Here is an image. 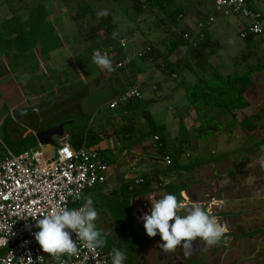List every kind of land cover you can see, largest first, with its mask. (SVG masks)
I'll list each match as a JSON object with an SVG mask.
<instances>
[{
	"label": "rangeland",
	"instance_id": "374dc122",
	"mask_svg": "<svg viewBox=\"0 0 264 264\" xmlns=\"http://www.w3.org/2000/svg\"><path fill=\"white\" fill-rule=\"evenodd\" d=\"M78 1L80 0H0V25L6 20H12V18L15 17L16 14L25 15L27 13L26 11L23 13L21 12L24 11L23 8L26 6H34L42 3L49 10L50 13H54L53 11L56 12V3H58L59 7H63L65 4H70V6H72ZM85 1L89 2L95 12L102 9H107L110 13L108 16H111L113 18V23L118 34H125L127 36L126 40L128 43L127 46L123 48L122 55H128L129 57L134 58V61H136L137 63V66L135 68V74L137 75V77L142 76L145 78L146 76L149 77V74L154 75V82H149L150 78H148L146 84L140 85L139 87L142 97L144 99L157 100L150 105V111L154 117L155 122L158 125L166 126V137L170 145V150L177 151L178 149V146L176 144V138L179 136V126L181 120L186 119V121L189 123V126H192V135H190L192 141L196 136L193 134H197L196 127L199 125V123L196 118L194 121H189L190 113L188 111V107L190 106V104L188 102L185 89L182 88L181 83L182 81H184L186 84L192 85L196 83L198 76L207 77L209 75L208 72L199 71V73L197 74L189 69H184L182 71L181 77H179L178 79H172L160 69H154L153 67L154 70H151L154 64L147 62L144 59L142 60L138 58L137 52H130V47H133L139 40L142 39H146V41L161 45L159 40L161 38L162 32L153 26V23L148 20L146 14L139 15L137 11L130 5L129 0H84V2ZM77 14L78 13H76L75 11H63L60 16L56 17L57 21H66L69 26L68 29L64 27L63 31L65 33V36L62 37L64 39L61 38L60 42L62 40H65L67 43H71V46L74 44H78L79 47L82 45L85 46L84 48H86L87 45L91 44L89 40L91 39L92 34L89 32V29L86 30L88 26H84V21L82 22L81 19L76 18ZM90 25L91 28H97L98 35L104 34V30L98 25V21H94ZM2 30L3 28L0 26V32ZM129 30H135V34L133 35L131 32H129ZM48 41V39L45 40L43 38V42H41V45H43L42 47H44L45 50L47 48L46 45L48 44ZM216 41L217 44L219 43L221 44V46H219V51H215V53L212 55L211 65H213L215 71H221V69L223 68V64L225 65V68H231L234 65V57L235 55L240 53L244 46V42L242 41L240 36L237 35L236 32L233 30L229 31L227 36L223 38L219 37L218 39H216ZM85 43L87 44L84 45ZM146 45L148 44H145V46ZM4 49L5 45L1 44L0 59L1 53L2 51H4ZM85 59L87 61H90V63L86 62V65H89L90 67H87L81 73V76L83 78L79 74V69L82 70V68L80 66H77V72L76 74H74L77 76L73 77L74 81L70 80L71 78L68 77V84L62 85L61 89L59 88V86L53 87L51 85H43V83H40L37 87L35 86L36 92L33 93V91H31L30 89L31 85H28V90H24L22 92L26 94L27 98H29L28 106L36 105L40 102L50 100L51 98L58 96L63 92L71 91V89H73L74 91L76 90V92L74 94L66 96L61 101L55 102L49 108H44L40 111L26 114L20 120L15 119L12 115V112L15 109H18L17 107L13 106L12 95H15V97H17V95H20L19 93L21 92L18 90L19 86L13 83L5 85L2 81H4L3 79L8 76V74H5V70H3V68L0 69L2 70L0 71L1 136L3 138L5 137L4 132L7 128L8 138L12 141H18L24 138L25 133H32L35 136L37 132L57 126L61 122L73 121L74 126H80L83 123H86L88 121V117H90L91 115H100L103 117L104 114L113 115L114 113H116L117 111L114 112L109 109V104L113 99H115L114 92L116 90L119 91L120 94H124L128 89L125 83L126 81L129 82L128 79L130 78L128 76L129 73H127L128 68H126L124 71H119L117 68L113 67L115 70L112 72H108L107 70L101 69L98 65L93 63L89 57H83L82 60ZM63 60L61 61V64L65 65L63 67L67 66V69L71 65H74L73 62L68 61L65 58ZM76 60V63L79 64V58H76ZM62 71V68L55 70V72L60 74H63ZM74 72L75 71H73V73ZM38 78H34L32 82L35 83V81H39L40 79ZM56 83L58 85V81ZM157 83H160L162 88H160L158 91H154V88ZM75 86H78L79 88L76 89L74 88ZM195 116L196 115H193V117ZM6 118H10L9 122L7 125H3ZM96 121L97 119L94 121V124L93 121L90 123L94 126L97 123ZM135 121L137 123V128H139L142 134V137L141 135L139 136L138 141L140 143L152 141V138L146 136L147 127L143 116L141 114L136 115ZM229 121L230 120L228 119V117L222 118L221 123H223L224 126L220 127V131H214L213 134L210 135L214 136V138L216 139V146H209L210 143L207 142V146L210 149L209 151H215L213 156L212 154H208L203 157V155L200 154V152L202 151V139H198L199 143L196 145L197 147L193 146L192 142H189L188 144H183V150L180 154V158L178 161V171L183 175L182 177L184 179L188 177L192 178L193 181L195 180V184L198 185L199 183H202V181L196 180L197 172L193 171L199 166V164L197 163H205V161H203L204 158H211V161H217L222 163H225V159H232L238 161L240 160L242 153L246 152L245 148L247 146L252 147L254 143H256L254 140L252 142L250 140L251 144L249 143V145H245L246 140L234 138L233 131H235L236 129L235 127L232 128V126L228 124ZM211 127L217 129L216 126ZM224 137L233 138L230 141H227L226 139H223ZM58 139L59 138H56L57 144ZM110 140L114 146L120 145L121 141L123 142V140L119 142L116 137H111ZM241 146H244L243 150ZM38 147L43 149L48 154L54 153L56 148L52 145H39ZM257 151H260V153L264 156V150L261 151L260 147L252 148L250 150V153L253 154L254 157L256 156V158L251 159L253 163L258 161L259 159V154H257ZM255 167L256 166H254L253 168ZM161 169L162 170L160 171L164 170L163 168ZM223 169L225 170L227 168L225 167ZM257 169L259 171L258 173L262 175V181L264 182V166H261ZM121 171L123 172V169H121ZM128 171L129 172L127 173L129 174L136 173L135 171H132V169H129ZM149 172V169L139 164V173ZM255 172L256 170L251 171V173ZM129 174H127V176H129ZM252 180L251 178H249V181ZM249 181L247 180V182L245 183V185H247V188L245 189H248ZM189 182L190 181L188 180V183ZM260 193V196H255V194L252 193V191L250 190H248V192H244L246 197L240 202L237 201V203L239 204L237 205V207L239 208L241 207L240 204H243L244 206L242 207V210L246 211L248 209L251 211L252 214L247 215V217L242 220H232V222L235 221L234 223H232L234 225L231 229L234 236H237L239 234V237L240 235L242 236L245 232L252 231L254 234H256L254 237L247 239L243 238L239 242V240H237V237H234L233 240V238L230 236H224L221 242L215 246H200L197 240H195L193 241V251L191 255H187V259L200 261L201 264H213L211 260H219L221 262V257L223 256V253H228L227 263L229 264H233L234 260L237 261V259L238 261L235 262L236 264H264V200H261V198H264V192ZM145 200V208H151V202H155L149 197H147ZM242 201H245V203H242ZM233 204L236 205V202H234ZM239 210L241 209L239 208ZM139 221L142 223L141 220L136 219L137 224L140 223ZM97 222L103 224L104 233H106L108 236H116V233H113V231L111 230L110 223H107V221L101 216V214L98 216ZM262 232L263 234H261ZM129 242L131 241L129 240ZM129 242L125 243L122 249L125 250L127 253V259L124 261V264H149L154 252H157L159 249L158 247H155L156 241L146 243V245L144 246V248L141 249L140 252L144 253V257H147V259H144V261H142L139 255L135 257L134 262L132 261L131 257L132 252L126 250V248H128L130 245ZM162 242V240H159L157 241V244H160ZM196 246H198L200 250L199 253H197L195 250L197 249ZM178 249L179 248H177L174 252L166 253V255H169V259H173L174 256H177V259L181 260V255L184 254V250ZM193 263L195 262L193 261ZM110 264H112V261Z\"/></svg>",
	"mask_w": 264,
	"mask_h": 264
},
{
	"label": "crops",
	"instance_id": "0c3cea01",
	"mask_svg": "<svg viewBox=\"0 0 264 264\" xmlns=\"http://www.w3.org/2000/svg\"><path fill=\"white\" fill-rule=\"evenodd\" d=\"M247 1L250 3V5L254 9L260 11L263 14V18H264V0H247ZM82 2H84V0H80L72 6H70V4L69 5L65 4L63 7H59L58 3H56L55 4L56 12L53 11L54 13H50L49 10L44 6V4L41 3L38 5H34V6H26L23 8L24 11H22L21 13L25 11L27 13L25 15L24 14L17 15L22 18V21H28L30 9L37 8L38 6H43L46 11V16H45L44 21L41 20V24H44L45 26L47 25L48 27L47 35L45 37H46V40L47 39L49 40L48 44L51 47V49L47 51V54L43 55L39 53L37 57L32 60L28 59V57H25V56L20 57L18 60H14V55H15L14 51L10 52V49H8L7 47L4 49V51H2L1 59H0V69L3 68V70H5V74H8V76H6L3 79L4 81L2 82L5 85L11 84V83L18 85L19 86L18 90L21 92L19 93L20 95H17V97H15V95H12V99H13L12 103L14 107L23 108V107L28 106L29 98H27L25 93H22L24 90H28L27 88L28 85H31L30 89L31 91H33V93L36 92L35 86L37 87L38 84L40 83L41 84L43 83V85L44 84L51 85L53 87L59 86V88L61 89L62 85L68 84L69 82L68 77L71 78L70 80L74 81L73 77L77 76V75H74L77 72V69H78L77 66H80L82 68V70L79 69L80 76H81V73L87 67H90L89 65H86L84 62H83L84 63L83 65L82 61L79 64L76 63L77 62L76 58L81 59L80 55L83 53V50H84L83 48L85 46L81 45L79 47L78 44L77 45L74 44L71 46V43H67L65 40H62L60 42L61 38L65 36V33L63 31L64 27L68 29L69 26L66 21L62 22L61 20L60 22L56 20V17L60 16L63 11H75L76 13H78L77 7ZM177 2L183 7L185 14H186L185 16L181 18V21L179 23L180 28L187 27L190 30H192L196 35L201 32V29L203 28L201 27V25H203L204 28L206 29L207 31L206 32V35H207L206 46H207V52L209 53L208 55L210 56L209 57L210 62H211L212 55L215 53V51L218 52L219 46H221V44L219 43L217 44L216 39H218L219 37L223 38L227 36L229 31H232V30L235 31L236 34L240 36L239 33L242 27V21L235 17H224L221 14L216 13L213 8V4L211 0H177ZM76 18L81 19L83 22V19L79 13L76 15ZM211 18H214V22L211 21ZM84 26L86 27L88 26L89 28L91 27V25H88L85 22H84ZM88 27L86 28V30L89 29ZM176 30L179 31V28H176ZM129 32H131L133 35L135 34V30H129ZM119 35H121V37H123L124 39H127V36L125 34H119ZM105 36H106L105 33L103 35H99L96 40L98 39L103 40ZM163 36L164 34L162 33L161 38L159 40L161 45L154 44L158 50L155 54L156 57L159 55L160 51L163 50L164 48V45L162 44ZM14 37L15 35H7V39H11ZM240 38L244 42V46L242 50L240 51V53L235 55L234 65L231 68H225V65L223 64V68L221 69V71H219L223 75L243 74L244 72L247 71L249 67L258 64L259 62L264 64V43L262 42V40L259 37H254L252 38L250 42H246V40H244L241 36ZM89 41L92 42L93 40L90 39ZM146 42H147L146 39L139 40L133 47H130V52L138 53L139 51H141L142 49L146 47L145 46ZM37 48L38 50H41L42 48L41 43H38ZM110 51L113 53L117 51V49L115 48ZM243 51L247 52V57H246L247 59L244 61L238 59L241 52ZM111 52H109V55ZM185 53H186V48L182 47L177 50V52L170 58V60L175 61ZM120 55H122V52ZM64 58L67 59L68 61L73 62L74 65H71L70 67H68V69H67V66L63 67L65 65H62L61 61ZM161 60L162 59L160 57L158 59L153 58V60L151 58V60L147 62L154 64L151 68V70H154V69H159V67H157L156 65L159 64ZM136 66H137L136 61H133L132 64H130L127 67L128 68L127 73H129L128 76L130 77L128 80L133 82L132 85H129L128 81L125 82L128 89L130 86L139 87L140 85L145 84L146 81H148L147 80L148 78H150L149 82L151 83L154 82L155 80V77L153 74H149V77L146 76L145 78L142 76L137 77V75L135 74ZM61 68L63 70L62 71L63 74L55 72L56 69H61ZM213 69L215 68L213 67ZM160 70L163 71V69H160ZM73 71L75 72L73 73ZM34 78H38L40 80L35 81V83H33L32 80ZM57 81H58V85L56 83ZM252 81H254L253 87L249 89L246 88L247 90L244 91L246 99L250 102V107L239 112L238 114L239 121L245 120L254 115H260L261 117L264 118V70L255 73L253 75ZM75 87L76 89L79 88L78 86H75ZM160 88H162V86L159 83H157L154 88V91H158ZM71 91H74V90L71 89ZM75 92L76 90L74 91V93ZM114 94H115V99H113L111 103L114 100H116L118 96L123 95V94H120L119 91H115ZM109 109L112 110L110 107ZM188 111L190 113L189 121H194L195 118L197 119V114L194 112L191 106L188 107ZM212 113L213 115L217 114L216 111ZM193 115H196V116L193 117ZM90 117L92 118L91 122L93 121V124L96 119H97L96 121L97 123L101 121L102 119V116L100 115H91ZM226 117H228L229 120L231 119L230 116H226ZM184 120L183 121L186 124L187 129L192 134V129H191L192 126H189V123L186 121V119ZM234 127L236 129L235 131H233L234 138L246 140L245 145L247 144L249 145L251 139L246 135L240 123L239 122L236 123V126ZM196 129H197L196 132L198 134V131L200 129V124L196 127ZM30 134L32 133H29V134L25 133V136L30 135ZM197 134L194 133L193 135L197 136ZM140 135L142 137L141 132H140ZM0 137L3 140V137L1 136V134H0ZM232 138L224 137L223 139L230 141ZM110 139L111 138L104 139L100 141L97 145H95V147H97L98 149L105 151V155L108 157V159L110 160L112 164V170L110 172L108 184L105 186H99L95 189L87 191L85 196H90L93 199L94 206L98 212V216L101 214V216L107 221V223L108 222L110 223L111 230L113 231V233H116V236L110 237L106 233H104V230H103L104 226L102 223L97 222L98 218L95 221L97 228L102 230L103 233L109 238H111L113 241H116L117 240V229L115 225V216L111 208L113 204L112 202H114L116 198H118V195L121 197L120 193L123 188V185L126 182H128L130 178H135V177L140 176L141 173H139V164H141L142 166H145V168L149 169L150 171L156 167L159 169L158 172L160 173H163V171H160L162 170L161 168H165L166 166L162 162V159H163L162 154L160 157L161 158L160 162L155 158L156 152L160 150H158L153 140L148 141L146 143H140L138 141L139 139L138 137V138H133L132 140H129V141L123 140L122 142L121 141L122 139H120L119 137H116V139L119 142L120 141L121 142H120V145L114 146ZM198 139L200 138H194L192 140L193 146L197 147L196 145L199 143ZM215 140L216 139L214 138V136H210L208 138L201 140L202 151L200 152V154H202L203 157L208 154L209 155L212 154L213 156L215 151L214 150L209 151L210 149L207 146V142L210 143L209 146H216ZM252 141L253 140H251V142ZM255 142L256 143L253 142L254 145L252 147L247 146L245 148L246 152L242 153V156L240 157V160L238 161L232 160V159H225L224 160L225 163H222V162H217V161H211L212 160L211 158H204L203 161H205V163H197L199 164V166L193 171L197 172L196 180L202 181V183H199L198 185L195 184V180L193 181L192 178L188 177L184 179L182 177L183 175L179 173L178 167L172 170L171 173L168 171L169 174L166 178H164L162 188H158L156 191L150 194H147L144 196H136L132 198L131 202L133 205V209H132L133 231L134 232L138 231L143 225V222L141 223L140 221H139L140 223L137 224L136 219L141 220L140 218L142 217V215L150 211V208H145L146 207V202H144L146 201L145 199L149 197L153 201H156L157 199L162 198L163 196L167 194H170L167 191V189L164 187L165 185L170 184V183L174 185L182 184L185 186V189H183L181 193L182 198L179 199L178 201L181 204V208L178 213L180 215H186L193 203H199L200 205L202 204V206L205 209H211V212H213L212 214L217 216L219 220L221 218L220 216L228 208H234V209L236 208L237 210H239L240 208L242 210V207L244 205L240 204L241 207L238 208L237 205L239 204L237 203V201L240 202L246 197L244 192H248L249 190V189H245L247 188V185H245L247 180L249 181V178H251V180L255 179L254 174L257 173V176H258L257 178L259 182L264 184V182L262 181L263 177L262 175L258 173L259 171L257 169L262 166L261 161L264 160V156L260 153V151H257V154H259V159L258 161L253 163L251 159L256 158V156L254 157V155L250 153V150L254 147L255 148L260 147L261 151L264 150V142L262 141V139L256 140ZM38 144L39 143L37 142V145ZM243 149H244V146L242 147V150ZM154 165L156 166L154 167ZM254 166L256 167L253 168ZM225 167L227 169L224 170L223 168ZM121 169H123V172L121 171ZM129 169H132V171H135L136 173H131V174L127 173L129 172L128 171ZM252 170H256V172L251 173ZM127 174H129V176H127ZM121 180H122V183H121ZM188 180L190 181L189 186L190 184H192V186L195 185L196 187H198L195 193L194 192H192V194L189 193L190 188L188 187ZM251 183L252 181H249L248 188L250 187ZM260 192L262 191H259V194L261 195ZM249 196H250V193H249ZM232 202L233 203L236 202V205L233 204ZM242 203H245V201H242ZM159 240H161V237L159 238L156 237L138 246L131 253L132 261L135 262V257L139 255L142 261H144V259H147V257H144L145 254L140 252L141 249L144 248L146 243L154 242V241H156L155 247H158L157 241ZM177 248L182 249L179 246ZM45 255L48 258V260L53 261L54 256H50L47 253H45ZM167 257L168 255H166V253H164L159 248L157 252H154L149 264L157 263L158 259L159 261L162 262L163 260H166ZM145 264H148V263H145Z\"/></svg>",
	"mask_w": 264,
	"mask_h": 264
},
{
	"label": "trees",
	"instance_id": "16d2710c",
	"mask_svg": "<svg viewBox=\"0 0 264 264\" xmlns=\"http://www.w3.org/2000/svg\"><path fill=\"white\" fill-rule=\"evenodd\" d=\"M129 1L139 15L146 14V17L153 23V26L160 30L165 36H163L162 39L164 48L157 57L155 56L158 51L157 47L153 42L147 41L145 44H148L146 46L150 47L151 50L141 59L149 61L151 58L153 60V58L158 59L160 57L162 60L156 66L159 67V69H163V72H166L172 79L181 77L184 69H189L197 74L199 71H207L209 74L207 77L198 76L196 83L192 85L186 84L184 81L181 83L182 88L185 89L189 104L197 114V121L200 124L198 134L194 138L205 139L210 137L213 132L208 130V127L211 126H216V131H220V127L224 126L223 123H221L222 118L230 116L231 119L228 124L232 126V128L239 122L242 129L251 140L256 141L262 139L264 142L263 117L254 115L245 120H238L239 112L250 107V102L246 99L244 91L251 84L253 75L264 70V64L259 62L249 67L243 74L223 75L219 71H215L211 65L206 46L207 31L204 26L197 35L187 27H179L181 18L186 14L177 0ZM248 4L250 5L249 2ZM77 10L83 21L88 25L94 21H98V25L103 28L106 35L103 40H96L99 36L97 28H89L93 41L91 44L87 45L86 48H83L84 50L82 49L83 53L80 55L81 59H79V63L81 61L83 65L84 63L86 64V62L90 63V61L86 59L82 60L83 57H89L93 62V53L95 50L100 49L103 42L113 40V32L117 33V37L114 41L118 44V48L121 51L123 50V47L120 46V40L123 37L116 31L111 16L98 19L93 7L86 1L79 4ZM45 16L46 11L44 7L38 6L37 8L30 9L28 21H22L21 17L15 16L12 20L3 22L0 25L3 28L0 32V45L4 44L5 48L7 47L10 49V52L14 51V60H18L22 56L29 57V59L32 60L35 59L39 53L44 55L51 49L48 44L46 45V50L44 47H42L41 50L37 48L38 43L43 42V38L46 40L45 36L47 35L48 27L47 25L41 24V20L44 21ZM176 28H179V31H177ZM7 35H15V37L7 39ZM254 37L255 36L249 34L242 38L246 40V42H250ZM86 44L87 43L84 45ZM182 47L186 48V53L177 60L171 61L170 58ZM246 57L247 52L243 51L238 59L244 61L247 59ZM125 69L126 68L118 70L124 71ZM132 84L133 82L129 80V85ZM154 101L157 100H146L141 94L140 97L129 99L125 104L121 103L113 108L112 111H117L113 115L104 114L101 121L94 126L90 123L92 118L88 117V121L80 126H74L73 122V124L66 127L65 132L70 135V141L75 148H80L84 144L93 147L100 141L114 136L129 141L140 136V130L137 128L135 116L141 114L148 129L146 136L152 138L155 142L158 150L161 151L163 159L166 156H170L172 159L171 165H166L164 163L166 167L163 168V173L158 172L159 169L154 165L155 168L149 173H141L139 177L130 178V180L123 185L120 193L121 197L118 195V198L112 202L111 208L115 216L117 240L113 241L106 236V246L101 248L105 251H111L113 247L122 250L124 244L128 243L130 240L131 242L129 243L131 246L129 245L126 250L133 252L141 244L153 238L160 237L159 234L156 237H149L143 225L138 231H133V205L131 200L133 197L144 196L156 191L158 188H162L164 178L168 176L169 172L171 173L172 170L178 167L183 144L192 142L190 136L192 134L187 129L184 121L181 120L179 136L176 138L178 149L177 151L170 150V145L166 137V126L158 125L150 111V105ZM215 111L217 114L213 115L212 112ZM9 119L10 118H7L3 125H7ZM4 134L5 137L3 139L7 147L16 154L22 153L37 145L34 134L27 135L18 141H12L8 138L7 128ZM155 137H158V139L156 140ZM100 151L105 154V151ZM4 156L5 151L0 147V159ZM140 179L142 181L137 183L136 181ZM164 187L170 194L176 195L178 201L182 198L181 193L183 189H185L184 185H174L170 183Z\"/></svg>",
	"mask_w": 264,
	"mask_h": 264
},
{
	"label": "built area",
	"instance_id": "2783aa9c",
	"mask_svg": "<svg viewBox=\"0 0 264 264\" xmlns=\"http://www.w3.org/2000/svg\"><path fill=\"white\" fill-rule=\"evenodd\" d=\"M211 2L216 13L242 21L241 37L250 34L264 43L263 14L246 0ZM211 21L214 22V18ZM120 46L125 48L127 40L122 38ZM150 50L146 47L137 53V57L141 59ZM109 52L103 54L109 56ZM133 61L134 58L120 55L113 66L123 69ZM140 96L139 87L130 86L109 107L113 109ZM39 145L16 154L0 137V147L5 151V156L0 159V226H6L0 228V264H30V260L32 264H110L111 251L101 248L92 251L79 241L78 254L71 257L65 254L50 261L33 236L39 231L33 217L41 218L40 215L65 205L69 209H78L84 205L87 191L107 185L112 170L110 160L95 146L84 144L75 148L67 132L58 139L52 154L46 153ZM163 163L171 165V157L166 156ZM26 224L32 225L31 230L26 229ZM72 238H76L74 233Z\"/></svg>",
	"mask_w": 264,
	"mask_h": 264
},
{
	"label": "clouds",
	"instance_id": "9594fccd",
	"mask_svg": "<svg viewBox=\"0 0 264 264\" xmlns=\"http://www.w3.org/2000/svg\"><path fill=\"white\" fill-rule=\"evenodd\" d=\"M109 14L107 9L96 12L98 19ZM116 37L117 33L113 32V40ZM92 59L101 69L108 72L115 70L109 56L101 54L99 50L93 53ZM261 164L264 166V160ZM84 200V205L78 209H69L65 205L48 214L40 215L41 218L33 217L35 228L39 229L33 236L43 252L54 257L65 254L71 257L78 254V241L92 251L106 246L107 237L95 223L98 212L94 207V201L90 196H85ZM180 208L181 204L176 195L167 194L154 203L151 202L150 211L140 218L149 237L160 235L163 242L158 244V247L164 253L174 252L179 246L186 256L191 255L193 241L197 238L204 241L206 246H215L221 242L228 229L212 214L211 209L193 203L186 215H180L178 214ZM4 227L6 226H0ZM25 227L31 230L32 225L26 224ZM73 233L75 240L72 238ZM111 256L112 264H124L127 259L126 251L116 247L111 249Z\"/></svg>",
	"mask_w": 264,
	"mask_h": 264
},
{
	"label": "water",
	"instance_id": "95a60500",
	"mask_svg": "<svg viewBox=\"0 0 264 264\" xmlns=\"http://www.w3.org/2000/svg\"><path fill=\"white\" fill-rule=\"evenodd\" d=\"M116 46H117V43L114 40H110L108 42L103 43L101 45L100 49H97V50H99L100 52H102V51L105 52V51H108V50L115 49ZM121 52H122L121 50H117V51H115L113 53L111 52L110 55H109V58L110 59H115V57L120 55ZM253 85H254V81L251 82V84L247 87V89L252 88ZM73 93H74V91L63 92L60 95L55 96V97L51 98L50 100L40 102L39 104L32 105V106H27V107H24V108L15 109L12 112V115H13V117L15 119L19 120L26 114L34 113V112L40 111V110H42L44 108H49L55 102L61 101L66 96H69V95H71ZM72 123H73V121L61 122L57 126L51 127V128H49L47 130H41V131L37 132L35 134L37 142L41 146H46V145L56 146L57 145L56 138L62 137L65 134V126L66 125H70ZM208 130L214 132L217 129L214 128V127H208ZM155 155L157 157H161V151H157ZM178 264H184V263L182 261H180Z\"/></svg>",
	"mask_w": 264,
	"mask_h": 264
},
{
	"label": "flooded vegetation",
	"instance_id": "af4514ba",
	"mask_svg": "<svg viewBox=\"0 0 264 264\" xmlns=\"http://www.w3.org/2000/svg\"><path fill=\"white\" fill-rule=\"evenodd\" d=\"M16 15H18V14H16ZM15 15V16H16ZM18 17V16H17ZM108 42V41H107ZM103 43H105V42H103ZM116 49L118 50L119 48H118V44H117V46H116ZM101 54H103V52H101ZM116 59V58H115ZM115 59H111L112 60V63H113V61H115ZM68 125H66L65 126V131H66V127H67ZM155 158L158 160V161H161V158L160 157H157V156H155ZM255 175V179H253L252 180V182H253V184L251 183V185H250V187L248 188L250 191H252V193H254L255 194V196H259L258 194H259V191H262V192H264V190H263V188H264V184H262V183H260L259 182V180H258V176H257V173L256 174H254ZM188 187L190 188L189 189V193L190 194H192V192H196V190H197V188L198 187H196L195 185L194 186H192V184H190V186H189V183H188ZM254 191V192H253ZM222 192H223V190H222ZM261 200H264V198H261ZM202 205V204H201ZM207 205V204H206ZM213 213V212H212ZM250 214H252L251 213V211L250 210H246V211H244V210H237L236 208L234 209V208H228L227 210H225V212L220 216L221 218H220V222L222 223V224H224L226 227H227V229H229L228 230V232L225 234V237L226 236H230V237H232L233 238V240H234V237H237V240H239V242L244 238V239H247V238H252V237H254L256 234H254L252 231H249V232H245V233H243V235L241 236H239L238 237V235L237 236H234V234L232 233V231H231V229L233 228V225L234 224H232V223H234L235 221H233L232 222V220L233 219H239V220H242V219H244L245 217H247V215H250ZM230 231V232H229ZM254 234V235H253ZM261 234H263V232L261 233ZM243 236H246V237H243ZM197 240V242L199 243V245L201 246V245H203V246H206V244H205V242L204 241H202V240H200L199 238H197L196 239ZM195 241V240H194ZM238 242V241H237ZM240 244V243H239ZM197 247V249H195L196 250V252L197 253H199V248H198V246H196ZM179 250V249H178ZM227 255H228V253H223V256L221 257V262L218 260V261H214V260H211L212 261V263L213 264H229V263H227ZM188 257L185 255V254H182L181 255V260H178L177 259V256H174L173 257V259H169V255H168V257L166 258V260H163L162 262L161 261H159V259H158V262L157 263H155V264H178L180 261H182L184 264H201V262L200 261H197V260H193V259H187ZM223 258V259H222ZM193 261L195 262V263H193ZM238 261V260H237ZM236 260H234V262H233V264H236L235 262H237Z\"/></svg>",
	"mask_w": 264,
	"mask_h": 264
}]
</instances>
